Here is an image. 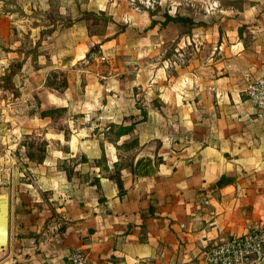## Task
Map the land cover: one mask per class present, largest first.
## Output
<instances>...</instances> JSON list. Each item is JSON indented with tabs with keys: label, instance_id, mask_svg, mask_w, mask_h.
I'll list each match as a JSON object with an SVG mask.
<instances>
[{
	"label": "crops",
	"instance_id": "0c3cea01",
	"mask_svg": "<svg viewBox=\"0 0 264 264\" xmlns=\"http://www.w3.org/2000/svg\"><path fill=\"white\" fill-rule=\"evenodd\" d=\"M143 1L56 0L59 13H106L114 21L143 9L150 44H140L138 61L152 47L166 49L154 50L151 66L134 76L101 74L93 91L107 97L96 102L106 112L96 131L87 114L68 119L66 129L52 116L19 117V105L3 107L8 127L0 138L21 143L6 150L19 166L0 179V264H66L73 245L93 264H192L211 243L264 224V111L258 115L246 93L264 75V0H149L147 8ZM31 3L46 8L45 0H27L28 12ZM165 13L177 19L162 24ZM72 16L68 44L84 35L101 40ZM122 32H103L100 47H120ZM41 93L42 107L56 101L50 89ZM142 94L145 115H136ZM29 125L46 141L38 161L23 143ZM222 174L229 181L215 184Z\"/></svg>",
	"mask_w": 264,
	"mask_h": 264
},
{
	"label": "rangeland",
	"instance_id": "374dc122",
	"mask_svg": "<svg viewBox=\"0 0 264 264\" xmlns=\"http://www.w3.org/2000/svg\"><path fill=\"white\" fill-rule=\"evenodd\" d=\"M246 1L236 0V5L241 6ZM26 2L27 0H0V134H3L8 127V123H4V119L1 117L2 112H5L3 107L6 104L19 105V107L13 108L19 117L24 114L30 118L36 115L42 117L49 115L56 119L55 122L59 126H66V129L68 128V119L84 118L87 114L86 120L92 118V129L96 131L99 127L96 124L100 122L102 114L106 112L102 105L96 104L97 99L101 98L102 101L105 96L101 91H93L94 85L103 78L101 74L110 70H122L130 72L128 74L134 76L131 71H146L151 66L149 64L154 50H158L157 54L162 55L165 52L166 46L165 43H162L157 48L152 47L151 50L147 48L148 51L145 53L147 58L138 61L139 56H143V53L138 52L140 44H150V30L146 28V25L149 24V15L143 9L116 14L119 20L114 21L111 17L112 14L106 13H86L88 11L85 10L75 14L59 13L56 0H45L44 6L47 8L45 10L38 5L33 6L31 3L28 12L24 8ZM143 2L145 8L150 6L149 0ZM33 4L35 3L33 2ZM72 15L76 21L86 24L87 29L82 23V31L84 34L88 32L87 35L92 40V35L100 37L103 41L105 40L102 39L103 32L117 33L123 30L120 47L116 48L118 46L116 44L114 49L110 47L113 49L112 51L109 50L110 48H102L100 47L101 40L93 43L86 38V35L75 44L72 41L68 44L67 26L69 23L72 24ZM108 22H110L109 27L106 29ZM187 25L188 28L184 31L190 32L192 21L187 22ZM140 26L144 27L140 28ZM162 33L164 36L165 33ZM59 34H65V36L59 37ZM153 35L154 32L151 33V36ZM93 48H97L95 51L103 54L105 58L101 60L91 57ZM73 52L76 54V59L68 60V56H72ZM154 61L162 64L160 58ZM46 88L56 94V101H49L45 103V107H42L44 94L41 93V90ZM134 88L138 90L135 85ZM45 92L49 97V93ZM144 97L142 94L135 100V104L140 107V111H136V115H145L143 104L147 103L141 100ZM106 99L107 97H105ZM92 102L95 104H90ZM51 105L56 107L52 108ZM22 106L24 109H21ZM129 115L132 114L127 112L126 116ZM32 126L34 125L27 127L32 129L25 133L22 139L23 143H26L29 159L38 161L43 155L42 151L46 147V141L40 138L41 136ZM36 127L42 128L41 125ZM20 143L21 140L12 142L0 138L1 180H6L10 178L11 174L13 175L12 169L9 170L11 174L8 173L10 166H19L18 158L6 150H17ZM130 144V142L126 144L127 147ZM60 149H68L65 142L60 144ZM49 159L53 161V158ZM103 160L99 157L94 162L101 165Z\"/></svg>",
	"mask_w": 264,
	"mask_h": 264
},
{
	"label": "built area",
	"instance_id": "2783aa9c",
	"mask_svg": "<svg viewBox=\"0 0 264 264\" xmlns=\"http://www.w3.org/2000/svg\"><path fill=\"white\" fill-rule=\"evenodd\" d=\"M91 57L104 59L94 51ZM255 111H264V75L252 80L246 88ZM66 264H93L88 253L78 245L69 248ZM192 264H264V224L255 222L244 233L232 232L225 239L211 243L202 250Z\"/></svg>",
	"mask_w": 264,
	"mask_h": 264
},
{
	"label": "trees",
	"instance_id": "16d2710c",
	"mask_svg": "<svg viewBox=\"0 0 264 264\" xmlns=\"http://www.w3.org/2000/svg\"><path fill=\"white\" fill-rule=\"evenodd\" d=\"M86 13H91V12H86ZM163 15H165V18L162 20V24H164L166 21H168V20H170V19H177V16H170L169 14H167V13H165V14H163ZM184 22H186V20H187V22H189L190 20L192 21V19L191 18H181ZM193 22V21H192ZM91 48V47H90ZM97 48H93V49H91V50H93V51H95ZM92 51V52H93ZM49 111H51V110H49ZM48 112V111H47ZM46 113V112H45ZM42 157H43V155H41V159H42ZM40 159V160H41ZM227 181H229V178L228 177H226V176H224L223 174L222 175H220V177L215 181V184H222V183H224V182H227ZM117 183H118V185L119 186H121V184H122V182H121V180L120 179H117Z\"/></svg>",
	"mask_w": 264,
	"mask_h": 264
}]
</instances>
